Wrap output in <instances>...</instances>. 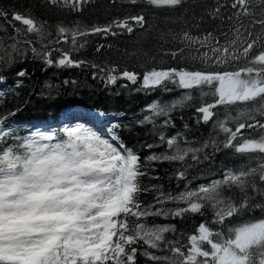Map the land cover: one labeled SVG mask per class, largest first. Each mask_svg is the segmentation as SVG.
I'll return each mask as SVG.
<instances>
[{
	"label": "snow or ice",
	"instance_id": "snow-or-ice-1",
	"mask_svg": "<svg viewBox=\"0 0 264 264\" xmlns=\"http://www.w3.org/2000/svg\"><path fill=\"white\" fill-rule=\"evenodd\" d=\"M186 2L109 0L113 8L130 7L134 14L91 27L62 20L52 26L31 9L0 7V98L28 76L21 67L9 84L3 69L24 63L29 54L45 70L89 67L105 87L126 80L140 82L136 91L183 90L178 99L146 105L137 124L150 126L154 143L145 145L150 154L143 158L123 143L119 123L99 131L78 124L62 134L36 129L21 136L8 123L15 111L0 113V264H138V256L150 264H264V0H212L191 26L185 21L179 31L160 33L158 39L175 45L163 55L184 66L152 67L141 76L75 58L88 37L148 31L144 9L170 12ZM91 4L94 0H43L45 8L67 15L83 14ZM209 22L211 30L201 27ZM195 97L197 122L211 129L198 146L184 132L169 135L172 114ZM220 152L242 163L209 167L203 182L189 175L194 165H211ZM151 162L179 165L173 173L177 190L143 182L159 179L150 175ZM148 193H154L150 203L142 199ZM257 210L261 218L244 219ZM161 217L201 219L185 236L173 223H156Z\"/></svg>",
	"mask_w": 264,
	"mask_h": 264
},
{
	"label": "trees",
	"instance_id": "trees-1",
	"mask_svg": "<svg viewBox=\"0 0 264 264\" xmlns=\"http://www.w3.org/2000/svg\"><path fill=\"white\" fill-rule=\"evenodd\" d=\"M126 0H119L120 4H125ZM212 0H187L186 4L174 11L166 12L162 10L144 9V14L148 19V31L137 30L134 34H122L118 36L96 35L88 37L89 43L75 54L76 59L94 62L100 65H118L120 70L127 69L142 74L152 67H177L184 66L183 61H174L170 56L163 55L166 49L174 48L175 45L165 43L158 39V35L168 29L179 31L188 21L189 26L192 17L199 18L203 15L204 7L210 4ZM0 7L15 8L23 11L25 8L31 9L34 14L42 19H46L50 25L55 26L59 21L65 24H71L73 21H79L83 25L91 27L93 25L103 26L117 16H125L132 13L130 7L113 8L109 0H94V4L88 5L83 14L67 15L59 10H50L43 6V0H0ZM137 9L136 11H140ZM203 29L211 30V22L201 26ZM193 34H199L195 28ZM104 45L100 52L96 49ZM110 46V47H109ZM133 53H136L133 55ZM26 68L28 76L21 78L23 84L20 88L14 89V93L8 94L5 98H0V113L15 111V115L9 117L8 123L19 129L18 135L24 136L35 131L44 130L47 125H54L53 132L61 133L59 121L62 119L64 111H80L90 116L94 113L102 114V119L108 125L110 123H119L122 127L119 129L123 143L138 151L141 157L150 154V150L145 147L146 144L154 143V137L150 134V126H139L137 121L142 119L145 114L146 105L154 100L172 101L182 95L180 89L174 88L172 92L136 91L140 87V82L133 85L126 80H118L115 85L105 87V84L99 79L92 78L93 69L68 68L57 69L47 68L38 61L29 58L22 64L12 69H3L8 75V83L17 79L15 72L19 68ZM65 80H74L76 84L65 85ZM52 85L53 87H48ZM127 85V87H122ZM211 102V98H207ZM200 99L194 100L184 108L177 109L172 118L175 122V128L169 130V135L177 131L184 132L189 140L200 142L207 139L211 131L208 125L197 122V113L195 108L199 106ZM18 109V110H17ZM188 128L185 129L184 125ZM58 125V126H57ZM62 134V133H61ZM163 148H154L151 151L160 152ZM242 163L241 158L233 156L231 153L220 152L215 154L211 165L207 162L201 165H194L189 175L196 177V182H203L209 173V167L213 170L229 167L236 168ZM153 172L150 175L159 177V179L143 178L147 185H163L166 190H177V181L173 179V173L179 165L167 162H151L149 165ZM154 193L145 194L142 199L151 202ZM172 207V205H169ZM210 216V213L208 214ZM261 218V213L257 210L251 216L244 217L248 219ZM200 217H188L184 220H165L156 218V223H173L178 232L187 236L194 232L195 226L200 222ZM172 238L173 234H168ZM138 264H150L144 257L138 256Z\"/></svg>",
	"mask_w": 264,
	"mask_h": 264
},
{
	"label": "rangeland",
	"instance_id": "rangeland-1",
	"mask_svg": "<svg viewBox=\"0 0 264 264\" xmlns=\"http://www.w3.org/2000/svg\"><path fill=\"white\" fill-rule=\"evenodd\" d=\"M70 115H75V116H80L82 118L80 119H75L72 118L70 119ZM89 116L85 115L84 112H80V111H64L63 117L62 119L59 121V126L61 129L65 128V127H75L78 124L80 125H84L85 127H89V128H93V130L99 131L101 128H106L108 126L107 121L102 122L104 119L102 115H100L98 120H90L88 119ZM58 126V125H57ZM53 127H55L53 124L52 125H47L46 127H44V130L42 129L41 131H51L50 129H52ZM37 129V127L35 128Z\"/></svg>",
	"mask_w": 264,
	"mask_h": 264
}]
</instances>
